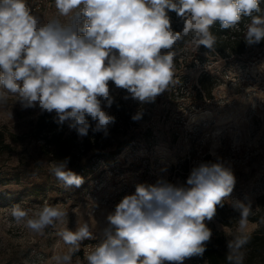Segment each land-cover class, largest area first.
Segmentation results:
<instances>
[{
    "label": "clouds",
    "instance_id": "1",
    "mask_svg": "<svg viewBox=\"0 0 264 264\" xmlns=\"http://www.w3.org/2000/svg\"><path fill=\"white\" fill-rule=\"evenodd\" d=\"M62 22L42 23L27 0H0V103L16 96L23 109L55 112V122L68 123L79 137L92 132L108 135L116 117L109 82L126 90L125 100L153 103L173 79L174 45L189 34L198 50H213L211 29L237 27L248 17L244 36L248 46L264 41L261 0H54ZM183 22L173 31L168 12ZM102 102L104 107H102ZM143 111L131 119L138 121ZM95 122L93 127L90 123ZM70 157L56 162L51 174L65 188H79L84 178L68 168ZM236 184L229 166L220 160L194 167L186 183L159 179L138 184L107 215L101 242L85 248L87 264H184L202 256L212 231L205 221L223 207ZM239 213L238 234L227 241L229 264H243L242 249L249 242L244 231L250 200H231ZM31 213V215H30ZM16 223L43 234L49 226L64 223L69 215L62 203L47 202L35 208L11 207ZM57 235L69 251L53 257L55 264H72L81 242L93 239L87 221L73 231L65 226ZM77 264H80L78 261Z\"/></svg>",
    "mask_w": 264,
    "mask_h": 264
},
{
    "label": "rangeland",
    "instance_id": "2",
    "mask_svg": "<svg viewBox=\"0 0 264 264\" xmlns=\"http://www.w3.org/2000/svg\"><path fill=\"white\" fill-rule=\"evenodd\" d=\"M36 1L27 0L31 11ZM37 17L41 22L67 19L59 16L54 0ZM171 51L173 79L153 103L125 100L126 90L109 82L110 94L114 100H124L128 114L123 121L115 115L118 127L110 126L107 136L101 133L90 151L76 150L68 168L84 178L79 188H65L51 174L59 161L52 155L53 145L34 137L37 119L45 112L38 106L23 109L13 94L0 103V125L19 136L17 141L9 137L12 149L0 152V264H55L54 256L69 251L57 235L65 226L74 231L87 221L93 239L105 238L107 215L123 197L134 194L138 184H155L159 179L186 183L191 170L207 157L229 166L236 184L229 200L217 206L216 215L205 223L231 240L241 219L231 200H250L248 216L264 214V43L248 47L236 57L240 61H227L230 55L214 54L202 46L196 50L191 42L178 41ZM104 110L112 115V106ZM138 110L143 116L133 121ZM65 123L66 134L76 133ZM125 140L131 143L119 154L103 157ZM45 202L62 203L69 215L43 234L16 223L11 215L14 204L35 208ZM263 224L264 218L247 219L244 231L252 234ZM78 261L87 264L73 254L72 264ZM184 264L207 262L202 255L187 258ZM253 264H264V259L258 257Z\"/></svg>",
    "mask_w": 264,
    "mask_h": 264
},
{
    "label": "trees",
    "instance_id": "3",
    "mask_svg": "<svg viewBox=\"0 0 264 264\" xmlns=\"http://www.w3.org/2000/svg\"><path fill=\"white\" fill-rule=\"evenodd\" d=\"M261 13H254V15H264V0H261ZM168 15L172 18V29L176 32H180L183 29V22L180 18L177 17L175 12L169 11ZM250 23V18L245 17L237 27H233L228 30H221L219 24L217 23L211 29L212 33L216 36V44L214 46V54H228V55H241L245 50L250 47L244 42V36L247 30V25ZM183 44L189 43L192 41V36L189 34L180 40ZM264 43L262 41L260 44L255 46H260ZM203 47V46H202ZM206 49L205 47H203ZM226 55V56H228ZM112 115H118L119 119H122L127 116L128 106L125 104L122 98H117L112 104ZM55 113L45 112L41 114L35 127L33 129L34 137L40 139L44 137L46 142L50 145H53L52 155L56 160H63L66 157H70L69 163H73L76 157V150L81 148L83 151H90L95 145L96 141H100V135L102 132L94 133L92 130H89V133L85 138L80 140V137L77 133L66 134V123L59 125L55 122ZM92 126H95V122H92L89 118ZM118 120L115 121L113 127H118ZM109 126V128H110ZM11 138L14 141L19 139V136L15 134H8L7 130L0 125V152L9 151L12 149L11 143L8 142V138ZM131 142L128 140L123 141L117 149L114 151L105 152L103 156H113L119 154L125 147H127ZM206 162H212L210 157H207ZM215 163V162H214ZM264 218V214L257 213L254 217L247 216V219L253 221H259ZM212 231V237L210 242L206 244V250L203 253V256L207 264H229L227 261V236L225 233L216 230L215 228L207 225ZM250 239L249 242L244 246V261L243 264H253L256 258L264 259V224L252 234H248ZM78 252H75L74 255H77Z\"/></svg>",
    "mask_w": 264,
    "mask_h": 264
},
{
    "label": "built area",
    "instance_id": "4",
    "mask_svg": "<svg viewBox=\"0 0 264 264\" xmlns=\"http://www.w3.org/2000/svg\"><path fill=\"white\" fill-rule=\"evenodd\" d=\"M51 2H52V0H37L35 2V5L32 8V13L37 16V13L41 11L43 6L44 5L46 6L47 4L49 5ZM43 11H45V10H43ZM49 20L50 19H46L42 23H47ZM244 53L241 54V55H230L232 58H227V61H230V60L240 61V60H237L236 57H242L244 55ZM205 162H206V160L203 159L201 163H205ZM103 239H105V238L89 239V240H85V241L81 242V248H80L79 251H77L78 252L77 255H79V256H81V257H83L85 259V252L89 250L88 248H85V246L95 245V244L101 242Z\"/></svg>",
    "mask_w": 264,
    "mask_h": 264
}]
</instances>
